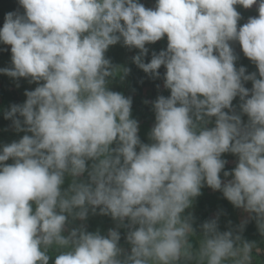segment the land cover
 Masks as SVG:
<instances>
[{"label": "clouds", "instance_id": "1", "mask_svg": "<svg viewBox=\"0 0 264 264\" xmlns=\"http://www.w3.org/2000/svg\"><path fill=\"white\" fill-rule=\"evenodd\" d=\"M18 3L24 13H7L0 28L12 63L0 73L38 86L4 112L25 135L0 149V264H49L50 251L54 264H252L256 243L241 233L253 219L264 235V0ZM257 3L258 17L238 28L235 6ZM165 37L146 63V45ZM121 41L139 50L133 62L151 78L165 68L170 95L151 102L149 143L132 97L109 88L130 72L105 57ZM235 43L258 72L236 67ZM225 153L238 157L230 171ZM205 186L249 217L222 232L218 211L194 246L193 215L183 214ZM89 213L116 227H70Z\"/></svg>", "mask_w": 264, "mask_h": 264}, {"label": "trees", "instance_id": "2", "mask_svg": "<svg viewBox=\"0 0 264 264\" xmlns=\"http://www.w3.org/2000/svg\"><path fill=\"white\" fill-rule=\"evenodd\" d=\"M258 5V4H257ZM253 5L249 9H245L240 5H236V10L240 13L241 19L238 21V28L247 22L249 17H258V7ZM22 7L19 5L18 0H0V28L3 27L5 15L9 12H16L21 14ZM23 14V13H22ZM167 38L157 41L154 44H147L146 47L149 49L148 54L145 56V62H150L151 54L153 51L159 53V51L166 49ZM235 53L239 57L236 61V67L244 66L246 68V74L252 72H258L255 65L244 56L238 43L232 44ZM139 53L138 49L133 48L132 55L128 60L126 68L130 69L129 74L124 77V88L123 94L125 96L132 97V118H135L139 124L140 139L143 143H149L148 133L151 130L155 122V114L152 110V101H154L159 95L165 97L170 95V90L164 88L163 75L165 68L161 66L158 70L160 77L153 79L148 76L143 70L139 69L138 66L133 62V57ZM11 56V51L8 45L0 43V59L5 56ZM1 68V67H0ZM245 87L251 89L252 83L246 82ZM148 101V103H145ZM239 97L234 99L233 104L238 105ZM12 104H22L21 98L18 91L12 88L5 80L0 77V135L10 133L14 129L11 127V121L4 118V112L9 109ZM227 111V110H226ZM245 122L247 117L242 118ZM214 121V118H213ZM2 149V148H0ZM235 167V166H234ZM234 167H230L233 169ZM218 211H222L223 214L219 220V230L227 231L230 227H236L240 224L241 220L235 213L232 204L227 201L220 191H213L211 188L205 189L200 196L196 199L195 212L193 215V228L195 229L196 235L191 237V241L194 246H198L202 237L201 225L208 219L214 218ZM189 212L184 213L188 215ZM231 221V224H229ZM122 238L126 236V231H122ZM242 239L247 242H255L256 246L252 252V264H259L257 258L264 256V235H261L255 220L249 219L246 224L244 231L241 233ZM124 241H126L124 239ZM126 250L130 251V246L125 242ZM258 252L262 253L259 254ZM49 264H54L55 254L50 251ZM228 264H232L231 261Z\"/></svg>", "mask_w": 264, "mask_h": 264}, {"label": "rangeland", "instance_id": "3", "mask_svg": "<svg viewBox=\"0 0 264 264\" xmlns=\"http://www.w3.org/2000/svg\"><path fill=\"white\" fill-rule=\"evenodd\" d=\"M155 2H156V0H139V3L143 4L146 8H154ZM257 7H258V5H257ZM20 10H21V14L24 13L23 8H21ZM8 47H9V49L11 48L10 45H8ZM132 50H133V48L129 49V48L125 47L121 41V42H118L116 45L110 46L109 49L105 53V57L110 59L111 63L114 66H117L119 68H126V66L128 64V60L130 59V57L132 55ZM0 67L1 68L12 67L11 56H8V55L3 56L0 59ZM0 77L3 80H5L8 84H10V86L12 88H14V89H16V91H18L22 103H24L26 100V96L24 94L25 91L26 90H29V91L34 90L35 87L38 86L37 83H29L28 79H25V78L14 79V78H11V77L3 74V73H0ZM109 88L112 91L122 93L123 88H124V81L121 80L119 76H116L115 78L111 79V82L109 84ZM208 126L211 127L213 125L210 124ZM23 135H25L24 132L17 133L14 130L11 131L10 133H6L5 135H0V148H2L6 144H10L13 141H18L20 138H22ZM138 135L140 137L139 133H138ZM222 159H225L227 161V163L225 165V169H224L225 171H230L231 170L230 167L236 166V163L238 161V157L231 154V153L222 154ZM5 163L11 164V163H13V161L11 159H9ZM88 164L90 165L91 161H89ZM220 175H221V179L223 180L224 179L223 172H221ZM86 176H87V174L85 173V177H82V179L86 178ZM230 178L231 177H229V179ZM70 183H71V178L66 177L64 185L61 186L62 189L67 188ZM205 189H208V187L207 186L203 187L201 189V193ZM196 199L194 200L192 207L185 210V213L186 212H190V213L195 212ZM232 207L234 208L235 213H237V215L241 221L243 219H246L249 217V214L244 212L243 209H237L233 205H232ZM98 212H99V210H97V213ZM81 223H83L86 226L87 231L95 232V231L99 230L101 232V234H106L110 228L116 227V222L113 221L110 216H104V215H100V214L92 215L91 213H89V215L85 221L76 220L70 225V227H78ZM119 231L122 235V231H126V229L121 228V229H119ZM64 234L67 235V232H65ZM124 239L121 236L120 246L126 249V245H125L126 241H124ZM258 253L262 254L260 252H258ZM257 260H258L259 264H264V256L263 257L261 256V259H260V257L257 258Z\"/></svg>", "mask_w": 264, "mask_h": 264}]
</instances>
